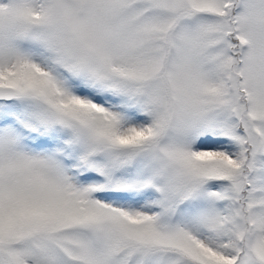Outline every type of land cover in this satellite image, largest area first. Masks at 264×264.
Segmentation results:
<instances>
[{"label":"snow or ice","instance_id":"obj_1","mask_svg":"<svg viewBox=\"0 0 264 264\" xmlns=\"http://www.w3.org/2000/svg\"><path fill=\"white\" fill-rule=\"evenodd\" d=\"M0 264H264V0H0Z\"/></svg>","mask_w":264,"mask_h":264}]
</instances>
